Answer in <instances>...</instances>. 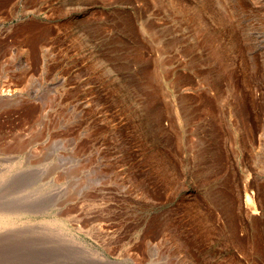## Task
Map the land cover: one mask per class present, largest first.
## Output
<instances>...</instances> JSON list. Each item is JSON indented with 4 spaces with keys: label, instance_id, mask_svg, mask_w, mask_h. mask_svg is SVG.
<instances>
[{
    "label": "rangeland",
    "instance_id": "1",
    "mask_svg": "<svg viewBox=\"0 0 264 264\" xmlns=\"http://www.w3.org/2000/svg\"><path fill=\"white\" fill-rule=\"evenodd\" d=\"M0 264H264V0H0Z\"/></svg>",
    "mask_w": 264,
    "mask_h": 264
},
{
    "label": "bare ground",
    "instance_id": "2",
    "mask_svg": "<svg viewBox=\"0 0 264 264\" xmlns=\"http://www.w3.org/2000/svg\"><path fill=\"white\" fill-rule=\"evenodd\" d=\"M246 198H247L246 199L247 201H250V197L249 196H246ZM247 203H250V202H247Z\"/></svg>",
    "mask_w": 264,
    "mask_h": 264
}]
</instances>
